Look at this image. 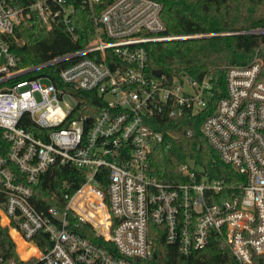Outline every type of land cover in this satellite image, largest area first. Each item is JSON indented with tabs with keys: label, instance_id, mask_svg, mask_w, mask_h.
I'll use <instances>...</instances> for the list:
<instances>
[{
	"label": "built area",
	"instance_id": "2783aa9c",
	"mask_svg": "<svg viewBox=\"0 0 264 264\" xmlns=\"http://www.w3.org/2000/svg\"><path fill=\"white\" fill-rule=\"evenodd\" d=\"M85 11L94 38L84 48L34 67L19 68L16 30L36 22L75 39L73 16ZM154 0H0V220L37 254L7 264H131L152 257L150 225L182 255L215 240L238 264L264 255V79L257 56L226 69L223 95L211 74L172 79L147 72L146 44L207 38L165 35ZM264 34V29L241 32ZM51 77L26 75L56 66ZM73 91L84 93L78 105ZM94 96L101 106L92 103ZM218 96H220L218 98ZM200 132L244 182L209 179L191 162L185 183L164 185L151 167L162 142L160 119L204 111ZM97 109V111H96ZM27 116L37 133L20 125ZM54 166L81 175L73 193L50 194L38 209L34 189ZM227 195V196H226ZM53 201V204L48 203ZM47 205V206H46ZM91 227L102 242L74 230ZM44 234L41 249L33 237Z\"/></svg>",
	"mask_w": 264,
	"mask_h": 264
},
{
	"label": "trees",
	"instance_id": "16d2710c",
	"mask_svg": "<svg viewBox=\"0 0 264 264\" xmlns=\"http://www.w3.org/2000/svg\"><path fill=\"white\" fill-rule=\"evenodd\" d=\"M161 6L160 18L165 27L164 34L192 35L208 34L207 38L170 40L146 44L147 72L161 71L172 79L180 73H186L199 79L211 74L220 87L222 94L225 86L226 69L229 66H246L255 56L261 64V79H264V34H242L251 30L264 29V0H154ZM75 39L60 29L47 32L41 25L33 22L17 28L18 44L12 50L18 57V67H34L55 57L63 56L84 48L94 38V29L85 11L77 10L73 16ZM63 62L56 66L26 75L33 79L50 76L57 87H62L57 72L69 65ZM80 107L86 104L84 93L73 91ZM220 96H218L219 98ZM92 103L101 106V101L94 96ZM215 102L199 114L176 118L160 119L156 129L163 133V140L157 144L151 154V167L157 180L164 185H176L187 181L179 172V167L191 162L211 180L225 183L244 182L219 154L209 145L200 132L201 122L211 115ZM97 111V109H96ZM20 125L37 133L35 126L27 116ZM83 183L81 175L65 167L54 166L43 174L34 189L38 209L44 204L40 198L49 200L52 192L60 195L71 194ZM227 196V195H226ZM53 204V201H48ZM47 206V205H46ZM6 220L2 219V224ZM81 236L102 242L89 226L74 230ZM9 236L15 242L14 250L22 256H28L33 250L11 230ZM8 236V229L0 224V264L16 260L13 243ZM44 234H37L33 241L43 249ZM149 237L153 255L147 259H132L131 264H238L231 253L220 242L212 240L203 250L190 255H182L174 244L165 241V231L160 225L151 224ZM44 242H48L47 240ZM252 264H264V255L253 258Z\"/></svg>",
	"mask_w": 264,
	"mask_h": 264
},
{
	"label": "water",
	"instance_id": "95a60500",
	"mask_svg": "<svg viewBox=\"0 0 264 264\" xmlns=\"http://www.w3.org/2000/svg\"><path fill=\"white\" fill-rule=\"evenodd\" d=\"M153 75L159 77L161 75V71L157 70L153 72Z\"/></svg>",
	"mask_w": 264,
	"mask_h": 264
},
{
	"label": "bare ground",
	"instance_id": "6f19581e",
	"mask_svg": "<svg viewBox=\"0 0 264 264\" xmlns=\"http://www.w3.org/2000/svg\"><path fill=\"white\" fill-rule=\"evenodd\" d=\"M30 247H31V249H32L33 251H32L30 254H28V256L31 255V254H37L36 251H35V249L33 248V246H32L31 244H30Z\"/></svg>",
	"mask_w": 264,
	"mask_h": 264
},
{
	"label": "rangeland",
	"instance_id": "374dc122",
	"mask_svg": "<svg viewBox=\"0 0 264 264\" xmlns=\"http://www.w3.org/2000/svg\"><path fill=\"white\" fill-rule=\"evenodd\" d=\"M1 223H2V221L0 220V224ZM18 253L22 256L20 249H19V252ZM23 257H26V256L24 255Z\"/></svg>",
	"mask_w": 264,
	"mask_h": 264
}]
</instances>
